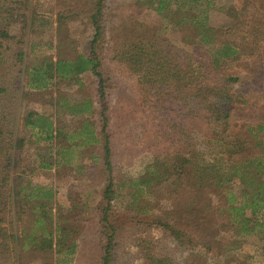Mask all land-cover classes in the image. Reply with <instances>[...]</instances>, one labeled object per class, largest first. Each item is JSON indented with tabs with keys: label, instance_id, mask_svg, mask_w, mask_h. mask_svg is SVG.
I'll return each mask as SVG.
<instances>
[{
	"label": "trees",
	"instance_id": "16d2710c",
	"mask_svg": "<svg viewBox=\"0 0 264 264\" xmlns=\"http://www.w3.org/2000/svg\"><path fill=\"white\" fill-rule=\"evenodd\" d=\"M7 1L0 0V55L4 47L10 50L7 44H14L11 57L15 66H25V87L31 92L47 91L56 79L83 85L81 76L89 73L98 81L97 103L102 110L98 126L84 120L78 127L70 129L61 128L59 120H53L51 115L32 110L24 112L22 128L25 135L10 136L4 144L7 165L0 177V257L10 243L12 255L19 257V246L23 250L30 246L37 254L55 252L58 255L56 264H60L61 255L73 254L76 248L75 242L69 241L71 231L67 226H56V232L52 230L53 218L47 212L52 198L51 189L37 186L39 191L37 189L36 193L23 194L24 187L18 185L16 154L25 148L27 142L35 145L37 168L43 170L51 169L54 161L55 165H72L75 151L79 149L102 151L101 165L109 175L102 191L103 204L99 207L103 241L101 264H111L120 224L119 212L113 205L117 186L111 175L112 148L108 131L111 92L102 71L101 56L106 36L103 18L107 0H92L89 19L94 37L87 53L69 59L39 58L34 64H26L31 10L19 8L18 3L16 8L6 6ZM217 1L139 0L138 4L152 8L159 15L174 5L178 18L172 24L180 28L183 41L191 48H176L155 29L148 31L149 34L136 36L135 40V36L130 35L115 52L114 59L132 73L141 93L146 92L153 97L146 99L144 96L142 107L154 111L158 107L163 111L152 126L154 141L160 140V148L173 150L156 153L144 172L130 181L128 193L131 203L126 209L129 214L127 220L135 226L160 227L180 246L191 250L199 248L205 253H210L212 244L220 243L217 239L225 237L227 232L237 237L254 238L264 255V141L255 140L254 148L250 150L231 130V113L237 105L236 89L240 78L230 71L232 64L247 60H260L264 67L261 56L264 16L261 14L262 18H256L260 14L256 13L252 14V20L251 17L248 20L246 6L237 9L233 4L218 5ZM212 10L228 17L231 26L219 29L212 25L209 15ZM63 19L64 16L59 17V21ZM4 91L3 86L0 87V95ZM66 96L58 102V115L89 116L94 113L96 105L92 98L69 99ZM195 132L202 134L207 144L216 149L214 160H208L203 152L195 150ZM54 141L62 143L56 154L58 160L52 156ZM40 148L48 150L41 152ZM213 195L218 199L217 207ZM160 198L174 202V207L184 212L183 220L174 221L170 211L159 210V204H154V201ZM28 206L33 214L35 228L32 231L35 234L27 239L20 235L19 224L24 208ZM221 214L225 220L219 222L217 217ZM8 219L10 235L3 227ZM190 224L200 229L199 238ZM208 231L222 234L209 240ZM224 239L227 250L237 248L240 243L233 240L232 234ZM138 247L142 248V245ZM143 255L147 264H171L166 257L155 253ZM3 259L6 262L0 258V264H9L8 258L3 256ZM209 264H217V261Z\"/></svg>",
	"mask_w": 264,
	"mask_h": 264
},
{
	"label": "rangeland",
	"instance_id": "374dc122",
	"mask_svg": "<svg viewBox=\"0 0 264 264\" xmlns=\"http://www.w3.org/2000/svg\"><path fill=\"white\" fill-rule=\"evenodd\" d=\"M138 1L107 0L103 18L106 36L101 49L102 71L111 92L108 131L112 148L111 175L117 186L113 205L119 212L118 224H120L115 236L116 245L111 264H147L143 255L147 253L166 257L171 264H209L212 261H217V264H264L263 251L255 244L254 238L237 237L236 234L227 232L225 237L232 234L233 240H239L237 248L227 250V241L223 237L217 239L220 243L212 244L210 253H205L199 248L191 250L180 246L160 227L135 226L129 219L127 220L129 214L126 213V209L131 203L128 193L130 181L144 172L145 167L152 163L156 153L165 151L170 153L173 150L160 148V140L154 141L152 126L156 124L157 115L163 111L158 107L155 111L142 107L144 96L146 99L153 97L146 92L141 93L140 86L132 73H128L114 59L115 52L130 35H134L135 40L136 36H143L149 34L148 31L156 30L176 48L186 50L191 48L183 41L180 28L172 24L178 18L174 5L159 15L152 8L138 4ZM16 3L19 8L31 10L32 24L26 46V64L37 63L39 58L69 59L87 53L90 49L94 37V28L89 19L92 0H8L5 4L16 8ZM217 4L225 6L233 4L237 9L246 6L248 9L245 16L248 20L250 17L251 20L254 18L252 14L260 13L256 18L264 16V0H218ZM209 15L211 24L216 28L225 29L232 24L228 17L218 11L212 10ZM60 16H64L65 19L59 21ZM7 46L10 50L4 47L0 55V87L3 86L5 89L0 95V177L4 173V166L7 165L5 142L10 136L25 135L22 128L24 112L32 110L47 116L51 115L53 120L56 118L59 120L61 128L70 129L78 127L84 120L98 126L102 110L97 103L98 81L89 73L81 76L83 85L72 80L56 79L47 91H29L25 87L27 79L25 66L14 65L15 62L11 57L14 44L9 43ZM261 51L264 61V46ZM262 64L260 60H247L232 64L230 69L240 78L239 87L236 89L237 105L232 108L231 113V130L240 136L245 147L250 150H253L255 140L264 141ZM64 95L69 99H79L83 96L92 98L96 105L94 113L89 116H73L68 113L58 115L57 110L60 107L58 102ZM12 112H15V115L12 116ZM194 136L197 143L195 150L203 152L208 160H214L216 149L207 144L202 134L195 132ZM60 145H62L60 141L52 143L53 159L58 160L56 154ZM43 148H40L41 152L48 150L43 151ZM77 151L72 165L64 163L55 165L54 161L51 169L43 170L37 168L35 145L25 142V148L16 154V168L19 174L17 182L24 187L23 194L31 191L36 193L37 186L51 189L52 198L48 202L47 212L53 218L52 230L56 232V226H67L71 231L69 241H74L76 244L73 254L61 255L60 264H101L103 241L100 237L99 207L103 204L102 191L109 174L101 165L100 149L94 152H89L88 148ZM212 199L217 207L216 195H213ZM154 204H159V210L170 211L174 221L183 220L184 212L175 208L174 202L160 198L155 199ZM24 210L19 231L22 238L28 239L35 234L32 231L35 226L32 223L33 214L30 212V206ZM217 218L219 222L225 220L223 214L218 215ZM9 221L10 219L3 224L7 235L11 232ZM189 227L197 232L198 235L195 234L199 238L200 229L193 224ZM218 232L214 234L213 231H208V237H211L208 239L213 240L217 234H222ZM140 244L142 248L138 247ZM7 245L3 256L5 259L8 258L9 264L13 261L15 263L12 264H56L58 260L55 252L37 254L30 246L26 250L19 246L20 252L17 257L11 253V244L7 243ZM3 256L0 258L4 261Z\"/></svg>",
	"mask_w": 264,
	"mask_h": 264
}]
</instances>
